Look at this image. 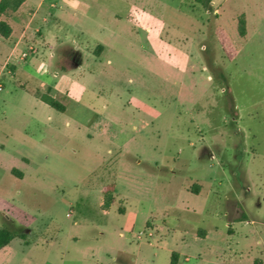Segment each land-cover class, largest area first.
Listing matches in <instances>:
<instances>
[{
    "label": "rangeland",
    "instance_id": "rangeland-1",
    "mask_svg": "<svg viewBox=\"0 0 264 264\" xmlns=\"http://www.w3.org/2000/svg\"><path fill=\"white\" fill-rule=\"evenodd\" d=\"M58 1L61 38L95 49L98 68L71 69L76 94L59 98L68 111L43 104V123L71 138L56 136L27 111L39 76L20 58L13 73L0 35V228L32 242L14 239L0 264H170L172 251L183 264H264V0ZM70 117L109 123L69 127ZM112 181L105 214L96 190Z\"/></svg>",
    "mask_w": 264,
    "mask_h": 264
},
{
    "label": "crops",
    "instance_id": "crops-1",
    "mask_svg": "<svg viewBox=\"0 0 264 264\" xmlns=\"http://www.w3.org/2000/svg\"><path fill=\"white\" fill-rule=\"evenodd\" d=\"M62 3V2H61ZM59 5L58 0H38L31 2L29 0H25L21 8L13 13L15 14L12 19L16 23V26L14 22H11V26L13 27V33L9 38H4L5 40L11 41L10 44H12V50L10 54L8 55V59L12 60L14 62L15 66L13 67V73L17 74L19 70V65H18V58L22 61L23 66H29V69L24 70L27 75H36L39 76L40 79H38L43 85L44 89L43 91H40L38 89H31V88H25V92L28 96V101H30L32 108H30L29 111L30 114L32 115L31 120L34 122L35 125L43 127V131H46V129H50L51 132H53L56 136H62L65 138H71L69 135L64 134L62 132V128L59 125H54V126H48L47 124H44L43 119L41 117L42 111L46 112L47 110L45 109L43 104L44 103L40 98L39 94L41 93H51L57 98H68L70 99L71 97H74L76 94L75 91V86L77 84V80L75 74L72 72V68L78 67V69L82 70H89L90 72H95L97 71L96 66L90 65V60H93L92 55L93 53L95 54V49H87V52L81 49V46H76L73 47L71 44H69L67 41H65L63 38H61V10L62 7ZM105 7V6H104ZM109 12L111 10L109 9ZM12 14V15H13ZM116 17H119L118 14H115ZM19 22V23H18ZM18 23V24H17ZM34 28H37L39 30V35L37 36L34 33ZM105 30V26H103V29L101 28V31ZM2 39L0 38V41ZM75 41V40H73ZM80 45H84L83 43H80ZM86 47V45H85ZM106 49V45L103 43H99L97 51H102L104 52ZM49 53H54V55H49ZM87 57V64L84 63L85 58ZM96 58V56L94 57ZM69 62L71 63V66H66L63 62ZM62 64H61V63ZM60 63V67H56V64ZM51 68H54V70L51 71ZM46 89V90H45ZM3 90V89H2ZM1 90V91H2ZM70 97V98H69ZM47 105V104H46ZM24 108V107H22ZM26 109V108H24ZM68 107L67 110L68 111ZM23 111V109H21ZM65 111V112H66ZM71 119H68L65 122L66 126L71 127L74 125L75 127L81 128L82 126L86 125H94L97 121L99 123H109L107 120L104 119V121L97 120H92L89 122V124H86L82 120L76 117H70ZM102 120V118H100ZM2 123V121H1ZM6 126V124H5ZM4 125H1L0 127V133H5L9 132L7 131L8 128H6ZM133 127H137V125H133ZM41 131V130H40ZM88 137H92V134H88ZM2 147H6L5 144H1ZM38 146H36L37 148ZM17 168H9L7 169L11 174L13 175H18L19 178L27 179L28 177L31 176V173H27L23 170H20L22 175H19L15 173L13 170ZM199 188L195 186L194 189H199V193L203 191L202 186L199 184ZM118 186L116 183V199L117 195H119L118 192ZM183 190H186L189 192L190 190L193 192L192 189H188L186 187H183ZM98 197H99V208L100 210L108 214L109 212H104L101 207V196H102V189H97L96 190ZM3 193V190L1 191L0 189V195ZM14 207V206H12ZM16 208V207H15ZM3 210V208L0 207V210ZM112 209V208H111ZM11 211V209H9ZM19 211V210H18ZM111 211V210H110ZM13 212V216L17 217L19 222H24L23 224H27L26 226H29V229L33 228H38L40 225L35 224L33 222L35 215L29 213L27 214V211H24L23 216L21 217V214L19 215L15 210L11 211ZM127 212V208H125V212ZM69 216L70 214L67 213ZM10 217V215H6ZM15 220V219H13ZM39 223V221H38ZM202 231V230H201ZM205 231V236L201 238H206L209 236V231ZM207 231V232H206ZM26 234V239H24V242L26 244H30L32 242H29L27 240V233ZM199 236V234L197 235ZM200 237V236H199ZM16 238H21V237H14L11 242L4 246L3 248L0 249V252H6V248H10L12 241ZM74 239H77V237H73ZM37 240H40L39 238ZM10 251L7 253L8 257H12V249H9ZM48 257H50V254L52 252V249L50 250L49 247L48 249ZM173 252V251H172ZM180 258L179 262L180 264H183L182 258L183 254L182 252H179ZM185 258V257H184ZM45 264H53L49 259L46 260Z\"/></svg>",
    "mask_w": 264,
    "mask_h": 264
},
{
    "label": "trees",
    "instance_id": "trees-1",
    "mask_svg": "<svg viewBox=\"0 0 264 264\" xmlns=\"http://www.w3.org/2000/svg\"><path fill=\"white\" fill-rule=\"evenodd\" d=\"M199 3L206 5L211 0H197ZM25 0H0V15L11 16L13 13L17 12ZM238 31L241 36H246L247 34V24L245 14H241L239 17L238 23ZM13 33V27L11 24L5 20H0V35L4 38H9ZM39 98L49 105L50 107L56 109L60 112H65L67 110V106L64 102H62L59 98L55 97L49 93H41L39 94ZM15 173L22 175L21 171L18 169L13 170ZM199 188L198 185H196ZM193 192L198 193L199 189H194ZM116 201V182H106L102 186V196H101V203L100 207L104 212H110L111 208L113 207ZM119 211L121 213L125 212V207H120ZM21 237L26 239V234L24 232L16 233L14 229L11 227H1L0 228V249L4 246L8 245L14 237ZM200 237L205 236V231L202 230L199 233ZM180 254L177 251H173L171 254L170 264H180L179 262Z\"/></svg>",
    "mask_w": 264,
    "mask_h": 264
},
{
    "label": "clouds",
    "instance_id": "clouds-1",
    "mask_svg": "<svg viewBox=\"0 0 264 264\" xmlns=\"http://www.w3.org/2000/svg\"><path fill=\"white\" fill-rule=\"evenodd\" d=\"M66 2H69L73 7H76L79 4V0H66ZM49 55H54V53H49Z\"/></svg>",
    "mask_w": 264,
    "mask_h": 264
},
{
    "label": "built area",
    "instance_id": "built-area-1",
    "mask_svg": "<svg viewBox=\"0 0 264 264\" xmlns=\"http://www.w3.org/2000/svg\"><path fill=\"white\" fill-rule=\"evenodd\" d=\"M0 89H2V88L0 87Z\"/></svg>",
    "mask_w": 264,
    "mask_h": 264
}]
</instances>
